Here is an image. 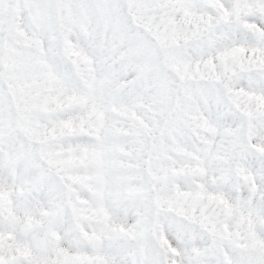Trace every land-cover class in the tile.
Wrapping results in <instances>:
<instances>
[{
	"label": "snow or ice",
	"instance_id": "6c2138e0",
	"mask_svg": "<svg viewBox=\"0 0 264 264\" xmlns=\"http://www.w3.org/2000/svg\"><path fill=\"white\" fill-rule=\"evenodd\" d=\"M0 264H264V0H0Z\"/></svg>",
	"mask_w": 264,
	"mask_h": 264
}]
</instances>
